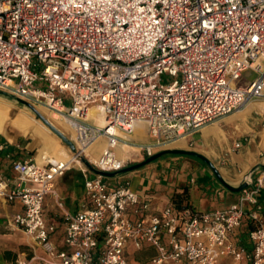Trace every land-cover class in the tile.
<instances>
[{
  "label": "built area",
  "instance_id": "built-area-1",
  "mask_svg": "<svg viewBox=\"0 0 264 264\" xmlns=\"http://www.w3.org/2000/svg\"><path fill=\"white\" fill-rule=\"evenodd\" d=\"M247 71L256 77L237 84ZM0 89L67 120L77 151L14 158L15 178L0 173V199L22 206L6 228L23 231L33 252L13 264H129V244L153 246L149 264H264L263 176L255 186L246 177L238 202L207 212L174 203L157 212L129 180L86 176L88 202L64 210L62 247L46 214L58 177L75 166L90 171L82 156L98 170H123L116 149L140 123L149 157L252 101L264 111V0H0ZM92 107L103 124L89 117ZM101 138L99 155H87ZM246 214L251 250L231 239Z\"/></svg>",
  "mask_w": 264,
  "mask_h": 264
},
{
  "label": "crops",
  "instance_id": "crops-1",
  "mask_svg": "<svg viewBox=\"0 0 264 264\" xmlns=\"http://www.w3.org/2000/svg\"><path fill=\"white\" fill-rule=\"evenodd\" d=\"M25 139L24 136H20L15 142H11L0 133V143L6 146L0 150V173L8 178L13 179L16 175L12 167L14 158H29ZM148 140L147 126L144 123L138 124L136 131L130 137L123 138L116 151L117 155L122 158L120 147L123 144L131 147V150L126 153L127 166L125 168L147 158L139 145ZM236 143H240V146L235 147ZM169 147L195 150L201 153L216 167L222 178L232 186H239L246 177L251 179L252 186H255L258 184V178L264 177V111L262 104L252 101L219 122L204 126L187 138L170 144L167 148ZM100 151H94V156H98ZM210 167L209 163L196 156L168 154L136 169L124 171L115 178H109V181L116 184L129 180L132 188L150 200L157 212H161L168 204L174 203L175 194L182 193L184 202L199 212L224 209L238 202L243 190L234 192L228 189ZM199 172H201L200 175H198ZM94 174L91 170L84 172L78 166L70 168L56 180L58 197L49 196L46 200L48 221L57 225V231L53 233L52 240L58 247L63 246L64 210L76 213L85 208L88 199L84 189V179ZM258 198L263 205L264 220V185L259 190ZM12 204L14 202L0 199V232H5L4 235L16 231L6 228V220L22 208L21 204L16 208L12 207ZM10 206L13 209L12 212L8 211ZM251 226L250 218L246 214L242 224L231 235L235 243L243 244L249 250L252 248L249 240ZM3 245V239L0 237V264H13L16 259L13 260L14 254L11 250L16 251L15 248ZM156 253V249L149 244L143 245L141 249H136L133 244H129L127 247L128 263L149 264ZM24 254L26 252L21 251L18 256L22 257ZM218 264L251 263L248 260L235 261L230 257H224Z\"/></svg>",
  "mask_w": 264,
  "mask_h": 264
},
{
  "label": "bare ground",
  "instance_id": "bare-ground-1",
  "mask_svg": "<svg viewBox=\"0 0 264 264\" xmlns=\"http://www.w3.org/2000/svg\"><path fill=\"white\" fill-rule=\"evenodd\" d=\"M36 108L49 122H51L62 132H64L68 139L72 143H74L75 132L67 120L62 118L57 113L47 112L44 107ZM89 117H95L99 124L104 123L101 109L98 107L90 108ZM41 127L47 129V127L38 117L31 116L27 111L17 109L11 103L0 99V133L3 134L4 137L11 142H15L20 136H24L26 139H30L31 141L28 143L27 149L33 152L34 157L39 162L47 158L50 159L51 157L49 156V151L51 149L50 145L45 142L40 143L39 141L40 137L44 136L41 132ZM103 144L98 143V141L94 142L92 145L93 150H91V148H88L86 151L87 155L95 157L94 151L101 150L104 146ZM60 150V158H69L71 156V151L67 147L60 145ZM129 150H131V147L128 145L123 144L120 147L119 151L122 159L125 160V158L127 157L126 153ZM54 157L55 155L52 156V158Z\"/></svg>",
  "mask_w": 264,
  "mask_h": 264
},
{
  "label": "water",
  "instance_id": "water-1",
  "mask_svg": "<svg viewBox=\"0 0 264 264\" xmlns=\"http://www.w3.org/2000/svg\"><path fill=\"white\" fill-rule=\"evenodd\" d=\"M0 99H3L9 103H11L14 107H16L17 109L20 110H24L27 111L31 116H35L38 117L43 123L44 125L47 127V129L52 132L54 135L58 136L68 147V149L73 152V153H77L76 151V147L74 145V143H72L68 137L60 130L58 129L56 126H54L51 122H49L39 111L38 109L33 106L32 104H30L29 102H27L26 100H23L17 96H15L12 93H9L5 90L0 89ZM166 154H181V155H190V156H196L204 161H206L207 163L210 164V166L212 167L214 173L216 174V176L224 183V185L234 191V192H239L242 191L247 185V179L245 178L244 181L237 187L232 186L230 183H228L226 180H224L222 178V176L220 175V173L218 172V170L216 169V167L201 153L195 151V150H188V149H183V148H165L163 150H160L158 152H156L155 154H153L152 156L147 157L145 160H143L142 162H139L137 164H134L130 167L124 168L123 170L117 171V172H107V171H103V170H98L96 169L94 166H92V164L87 160V158L85 157H81L82 162L88 167L90 168L91 171H93L96 174H100V175H116L122 171H129L132 169H136L138 167H141L143 165H146L160 157H162L163 155Z\"/></svg>",
  "mask_w": 264,
  "mask_h": 264
},
{
  "label": "rangeland",
  "instance_id": "rangeland-1",
  "mask_svg": "<svg viewBox=\"0 0 264 264\" xmlns=\"http://www.w3.org/2000/svg\"><path fill=\"white\" fill-rule=\"evenodd\" d=\"M255 77H256V73L255 72H253V71H247V72H245L243 74V76L240 79H238L236 81V83L237 84H241V85H245L250 80L254 79ZM163 79H164V81L168 82V81L174 80L175 77H172V76H169V75H166L165 74L163 76ZM66 102L69 103L68 100ZM44 108L47 110V112L54 113L51 110H49L48 108H46V107H44ZM40 129H41V132L44 135L43 137H40V140H39L40 143L41 142L48 143V145H50V147H51V149L49 151V156H51L50 158L52 159V156L55 155L54 159L55 158L59 159L60 158L59 155L61 154L60 145L61 146H65V147H67V145L58 136L54 135L52 132H50L49 130L45 129L44 127H41ZM24 141H25V144L28 145V143L31 140L30 139H25ZM98 143H102L103 144L104 143L103 139L102 138L99 139L98 140ZM90 148H92V146ZM169 148H171V147H169ZM99 151L100 150H97V152H99ZM166 155H168V154H166ZM33 156H34L33 152H31L29 150V153H28L27 157H33ZM163 156H165V155H163ZM83 157H85V156H83ZM191 158H194V157H191ZM44 160H46V159H44ZM210 168H212V167H210ZM121 173H124V171H122V172H120V173H118L116 175H112V176H110V175H103V177L106 178V179L115 178L118 175H120ZM200 174H201V172H199L198 175H200ZM19 204H20L19 202H14V204H12V207H15L16 208L17 206H19ZM8 211L9 212H12L13 211V209L11 208V206L8 208ZM4 233L5 232H0V235H1L0 237L3 239V244H4L3 246L4 247H13L16 250V251L11 250V252L14 254L13 260H15L17 257H19L18 255H19V253H21V251L26 252V254L28 255V257H30V256L33 255L31 246L28 243V238H27V236L25 235V233L23 231L16 230V231H13V232H9L8 235H4ZM35 263L36 264H39L38 261H36ZM168 264H172V263H168Z\"/></svg>",
  "mask_w": 264,
  "mask_h": 264
},
{
  "label": "trees",
  "instance_id": "trees-1",
  "mask_svg": "<svg viewBox=\"0 0 264 264\" xmlns=\"http://www.w3.org/2000/svg\"><path fill=\"white\" fill-rule=\"evenodd\" d=\"M176 155V154H173ZM184 194H175L173 196V202L174 204L178 207V208H183L185 205H187V203L184 202Z\"/></svg>",
  "mask_w": 264,
  "mask_h": 264
}]
</instances>
